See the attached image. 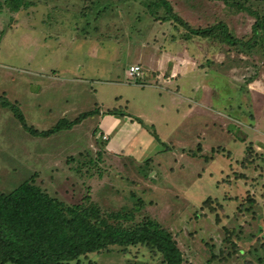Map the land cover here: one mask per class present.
<instances>
[{
  "label": "rangeland",
  "instance_id": "374dc122",
  "mask_svg": "<svg viewBox=\"0 0 264 264\" xmlns=\"http://www.w3.org/2000/svg\"><path fill=\"white\" fill-rule=\"evenodd\" d=\"M167 1L191 27L221 21L233 37H250L253 19L221 1ZM184 33L138 1L0 0V96L32 129L0 106V192L30 180L68 204L88 194L103 209L156 220L184 264H261L264 42L243 51ZM136 61L158 77L142 69L128 80ZM170 63L177 77L168 86ZM82 113L49 136L33 132ZM225 229L240 233L236 249ZM69 264L160 262L138 245Z\"/></svg>",
  "mask_w": 264,
  "mask_h": 264
},
{
  "label": "trees",
  "instance_id": "16d2710c",
  "mask_svg": "<svg viewBox=\"0 0 264 264\" xmlns=\"http://www.w3.org/2000/svg\"><path fill=\"white\" fill-rule=\"evenodd\" d=\"M132 1H138L153 20L171 22L176 28L183 27L185 38L210 39L218 45L240 47L243 51L264 42V0H218L230 13H245L253 19L250 37L246 41L233 37L221 21L206 27H191L174 13L167 0ZM0 106L8 108L20 124L28 128L16 105L0 96ZM88 114L82 113L72 122L63 120L43 132H33L37 137L49 136L76 124ZM241 165L246 166L245 162ZM248 200H251L250 205L255 203L253 199ZM209 202L210 199L204 201L201 208ZM137 214L133 209H103L88 194L78 202L68 204L25 180L10 192H0V264H69L111 247L124 250L138 245L147 248L160 264H184L175 237L153 218H138ZM225 233L223 242L236 249L231 238L236 234L239 239L240 233L234 229H225ZM224 249H220L221 256L217 257L220 262L228 258L222 254ZM257 261L264 264L262 257Z\"/></svg>",
  "mask_w": 264,
  "mask_h": 264
},
{
  "label": "crops",
  "instance_id": "0c3cea01",
  "mask_svg": "<svg viewBox=\"0 0 264 264\" xmlns=\"http://www.w3.org/2000/svg\"><path fill=\"white\" fill-rule=\"evenodd\" d=\"M168 57V56H167ZM166 57V58H167ZM158 60V59H157ZM168 60H169V57H168ZM159 61V63H161V61L160 60H158ZM152 63H154V62H152ZM174 63V62H173ZM173 63H170L171 64V70H170V72H166L167 74L169 73L170 75H168V76H166V78L164 79L165 81H166V83L168 84V86H169V82H171L174 78H176L177 76L176 75H174L175 73H174V71H176V66H175V64H173ZM129 65H140V64H138V61H136V62H133V63H131V64H129ZM148 65V64H147ZM152 65V64H151ZM160 65H162V63L160 64ZM173 65V66H172ZM149 66H150V64H149ZM141 69H143L144 71H145V74H144V77L147 79V77L149 76L150 78H152V76H155L156 78L158 77V75L157 74H155V69H152V70H150L149 71V69L148 70H145V68L144 67H142ZM168 69H169V66H168ZM126 71L127 70H125L124 71V75H125V77H126ZM142 71V70H141ZM178 75V74H177ZM141 76V75H140ZM139 76V77H140ZM180 76V75H179ZM154 77V78H155ZM127 78V77H126ZM129 80V79H128ZM150 82H153L151 79L149 80Z\"/></svg>",
  "mask_w": 264,
  "mask_h": 264
},
{
  "label": "built area",
  "instance_id": "2783aa9c",
  "mask_svg": "<svg viewBox=\"0 0 264 264\" xmlns=\"http://www.w3.org/2000/svg\"><path fill=\"white\" fill-rule=\"evenodd\" d=\"M141 67L139 65H130L126 71V77L129 80H134L141 75ZM103 140H106L105 136L101 137Z\"/></svg>",
  "mask_w": 264,
  "mask_h": 264
}]
</instances>
